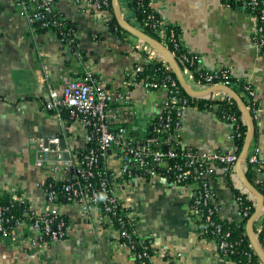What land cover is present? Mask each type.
Returning <instances> with one entry per match:
<instances>
[{"label": "crops", "instance_id": "1", "mask_svg": "<svg viewBox=\"0 0 264 264\" xmlns=\"http://www.w3.org/2000/svg\"><path fill=\"white\" fill-rule=\"evenodd\" d=\"M151 1L161 16L177 26L184 47L203 66L229 67L235 78L251 80L258 102L252 146L257 145L264 156V53L251 40V14L222 0ZM119 2L125 19L139 27L136 16L127 10L131 5L126 0ZM55 6L75 24L80 57L67 49L54 30H35L15 0H0V195L24 196L26 204L41 212L47 210V199L40 185L43 169L36 162L44 155L43 147L54 136L62 138L63 147L85 149L87 145L65 118L45 108L50 91L61 92L78 71L84 74L87 70L108 88H125L126 72L136 63L143 64L148 52L135 47L140 40L127 37V31L111 29L109 22L102 23L83 5L57 0ZM183 71L194 88L209 87ZM224 95L218 92L216 97ZM165 96L164 89H134L135 136L143 137L151 130ZM179 136L183 144L200 152L234 151L236 146L232 126L217 108L187 107ZM49 165L55 166L53 161ZM213 167L210 184L220 214L226 221L238 222L241 214L235 194L241 180L236 165L233 175L223 164ZM242 168L248 176L244 164ZM121 192L124 204L139 215L137 228L148 236L155 264H233L218 258L216 242L199 234L189 218L188 205L195 195L192 184L134 179ZM63 211L68 223L64 237L31 246L37 232L20 226L0 239V264H134L116 245L115 231L108 224L73 207L65 206Z\"/></svg>", "mask_w": 264, "mask_h": 264}, {"label": "built area", "instance_id": "2", "mask_svg": "<svg viewBox=\"0 0 264 264\" xmlns=\"http://www.w3.org/2000/svg\"><path fill=\"white\" fill-rule=\"evenodd\" d=\"M56 1L15 0V4L35 30L36 22L49 30L59 28L60 33L55 32L61 42L80 57L77 34L74 29L62 28L67 19L56 10ZM71 1L85 6L102 23L112 19L110 0ZM126 1L131 5L127 10L136 16L139 28L152 31L169 49L171 46V52L183 69L198 75L197 80L209 87L215 84L238 87L253 118L257 116L258 102L251 80L235 78L229 67L208 69L203 66L198 57L184 47L177 26L161 16L153 8L151 0L146 4L145 0H136L139 6H148L149 12L142 19H139L136 7L131 4L134 0ZM222 1L232 2L251 14V40L257 50L264 53V0ZM126 34L127 37L137 39L128 32ZM134 45L141 51L149 48L155 52L145 43L138 42ZM152 51L144 52V63L162 61L161 68L164 70L160 72V68H157L147 77L138 76L143 65L136 63L126 72L129 80L125 88H108L87 70L84 74L78 71V75L61 92L50 91L45 108L65 118L75 129V133L84 137L90 146L86 149H76L71 145L63 147L60 136L48 140V144L43 147L44 155L36 162L43 169L44 176L40 185L47 199V210H36L25 203L24 196H18L14 200L25 204V216L17 218L16 224L7 228L5 223L11 217L5 215L7 207L1 206L0 239L10 236L20 226H29L37 232V238L30 241L31 246L62 238L66 235L68 224L63 207L68 206L88 217L97 216L99 222L112 227L116 245L129 254L134 264H155L148 236L137 228L139 215L124 204L121 189L126 190L130 186V180L163 178L175 184L194 186L195 195L188 205V215L197 224L199 234L212 236L217 245L218 258L228 259L233 264H243L242 260H234L233 255L239 253L245 258L244 264H264L252 243L248 250H241V241L232 238V230L225 225L226 220L220 214V203L210 184L215 163L223 164L228 173L235 174V165L242 149L238 151L235 146L234 151L200 152L191 145L183 144L179 136L180 119L187 107L219 109L221 117L232 126L234 141L243 134L246 137L247 131H241L245 124L242 114L223 106L221 101L232 100L226 94L221 99L216 97L218 92L205 96L184 95L181 85L170 73V66L158 52L152 57ZM195 64L198 65L193 69ZM239 82L242 83L240 87ZM136 87L148 92L158 89L166 92L165 101L159 106V112L152 121L151 131L143 137L133 133L136 121L133 91ZM201 99L205 100L203 104L199 101ZM65 153L69 154L68 159L65 158ZM52 161L55 166L49 165ZM244 166L246 172L252 175L250 181L264 191V156L257 145H251ZM240 186L241 189H237L235 194L241 214L237 223L245 220L247 225L254 211L246 201H253L256 207V200L253 194L246 192L242 182ZM254 230L264 250V208L254 222Z\"/></svg>", "mask_w": 264, "mask_h": 264}, {"label": "water", "instance_id": "3", "mask_svg": "<svg viewBox=\"0 0 264 264\" xmlns=\"http://www.w3.org/2000/svg\"><path fill=\"white\" fill-rule=\"evenodd\" d=\"M111 1H112L115 18L118 21L119 25L123 28V30L135 36L142 43L149 45L156 52H158L167 62V64L170 66L171 70L176 75V78L178 79L181 87L187 92V94L193 96H205L208 94H212L214 92H222L237 103L238 108L244 118L247 127V132L242 147L240 159L236 163V171L239 175L241 182L245 186L246 192L253 194L256 200V207L254 214L247 222V233L255 251L264 262V250L261 247L258 238L255 235V230H254V222L259 217L260 213L264 208V194L250 181L249 177L246 175V173L243 171L242 168L243 164L247 160L249 150L252 145L253 138L255 136V129H256L255 119L253 118L252 113L249 110L245 100L243 99L241 94H239L237 89L225 84H215L213 86L204 89L194 88L188 82L181 65L179 64V62L177 61L176 57L173 55L171 50L156 37L148 34L144 30L140 29L139 27H136L135 25L127 21L121 12L119 0H111ZM62 145L65 144L62 142ZM64 156L66 159L69 158L68 153H65Z\"/></svg>", "mask_w": 264, "mask_h": 264}, {"label": "trees", "instance_id": "4", "mask_svg": "<svg viewBox=\"0 0 264 264\" xmlns=\"http://www.w3.org/2000/svg\"><path fill=\"white\" fill-rule=\"evenodd\" d=\"M111 1V0H110ZM148 2V0H145V4ZM230 4H233L232 2H228ZM131 4L133 6L136 7V14L138 15L139 19L144 18L148 11V6H139L137 4V1L134 0L133 2H131ZM111 10H112V14H113V6H112V1H111ZM109 25L111 29H115V30H119V31H123V28L119 25L118 21L115 18V15L113 14L112 19L109 21ZM35 28L37 31H47L49 29L42 27L39 23H35L34 24ZM62 28H71L75 30V24L73 22H71L70 20H65L64 24L62 25ZM54 31L59 32L60 33V29L56 28ZM145 31L151 35H153L154 37H157L155 34H153L152 31L145 29ZM178 31V29H177ZM170 49L172 50V47L170 46ZM143 69L142 71L138 74V76H143V77H147L150 74H152V72L154 70H156L157 68H160L159 71L162 72V70H164V68L162 67V61L158 62L156 60H152L151 62H147V63H143ZM198 64H195L192 68L195 69L197 67ZM182 67V66H181ZM158 71V72H159ZM171 75L176 78V75L174 74L173 71H170ZM194 76L196 78H198V75L194 74ZM177 79V78H176ZM177 82L179 83L178 79ZM242 83H238V86L240 87ZM180 85V83H179ZM235 89H237V91H239V88L236 87ZM181 90L183 92L184 95L186 96H190L187 94V92L181 87ZM202 104L205 102V100H199ZM223 106L225 108H231L232 110L236 111L237 113L241 114L237 103L234 100H231L230 102L228 100H223L221 101ZM201 104V105H202ZM221 115V114H220ZM64 116H66V113L64 114ZM151 131V130H150ZM149 131V132H150ZM241 131H247V127L246 124L243 125V127L241 128ZM244 140H245V135H241L238 136L235 140L236 146L238 151H240L243 147L244 144ZM90 145H86V148L89 147ZM85 148V149H86ZM249 178L251 179L252 175L249 172L248 173ZM59 185V184H58ZM259 186V185H258ZM260 187V186H259ZM260 190L264 193V191L260 188ZM246 204L251 206V210L255 211V207H254V203L251 200H247ZM7 207V210L5 212L6 216L11 217L10 220L8 222L5 223V226L8 228L13 227L16 224V220L17 218H23L25 216V204H19L16 200H14L12 198L11 195H0V207ZM65 217V216H64ZM66 218V217H65ZM225 225L227 227H230L232 230V238L236 239V240H240L241 241V250H248L249 248V244L251 243L250 238L247 234V229H246V222L245 220L241 221L240 223L237 222H229V221H225ZM204 237L208 238V239H212V236L208 235V234H204ZM148 245L150 246V242L148 240ZM234 260L235 261H239L241 262V260L243 261L242 263H245V258L243 257V255L241 254H235L233 255Z\"/></svg>", "mask_w": 264, "mask_h": 264}, {"label": "rangeland", "instance_id": "5", "mask_svg": "<svg viewBox=\"0 0 264 264\" xmlns=\"http://www.w3.org/2000/svg\"><path fill=\"white\" fill-rule=\"evenodd\" d=\"M148 50L152 51L151 49L148 48ZM154 55H157L158 53L155 51H152Z\"/></svg>", "mask_w": 264, "mask_h": 264}]
</instances>
